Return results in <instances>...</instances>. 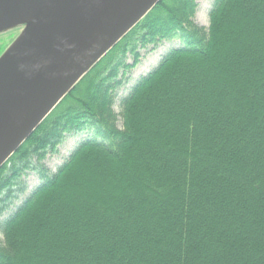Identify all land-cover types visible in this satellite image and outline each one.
Instances as JSON below:
<instances>
[{
    "label": "trees",
    "instance_id": "trees-1",
    "mask_svg": "<svg viewBox=\"0 0 264 264\" xmlns=\"http://www.w3.org/2000/svg\"><path fill=\"white\" fill-rule=\"evenodd\" d=\"M214 2L161 0L0 168V264H264V0Z\"/></svg>",
    "mask_w": 264,
    "mask_h": 264
},
{
    "label": "water",
    "instance_id": "water-1",
    "mask_svg": "<svg viewBox=\"0 0 264 264\" xmlns=\"http://www.w3.org/2000/svg\"><path fill=\"white\" fill-rule=\"evenodd\" d=\"M161 0H0V21L35 13L0 56V168Z\"/></svg>",
    "mask_w": 264,
    "mask_h": 264
},
{
    "label": "rangeland",
    "instance_id": "rangeland-1",
    "mask_svg": "<svg viewBox=\"0 0 264 264\" xmlns=\"http://www.w3.org/2000/svg\"><path fill=\"white\" fill-rule=\"evenodd\" d=\"M196 4V11L194 15V21L196 24H198L201 27L207 28L209 26V20H208V13L210 9L215 4L214 0H195ZM23 29L17 28L14 32L6 33L3 35H0V50L3 49V53L10 47L14 39H17V37L20 35ZM3 36V37H2ZM180 44V41L176 40L173 43H164L163 45L158 46L155 48V50L151 51V48L143 49L139 51V63L138 65L131 70L130 73L127 74V83L124 85L116 94L115 98V104H114V110L116 113H119V102L121 99L126 97L133 86L136 84L138 79H140L143 75H146L148 72H150L154 67L157 66L160 59L167 53V51L173 47L178 46ZM127 63L131 64L132 60L131 58H127ZM142 66H147L148 71L143 73V75L139 76L137 79L134 78V75L137 71H139V68ZM118 127L121 128V122H118ZM83 135H78L76 137H67L64 143L58 148V153L55 156H47L46 159L43 161V165L46 169L50 171V173H55L57 168L61 166L65 160L70 156V154L73 152L75 147L78 145V143L83 139ZM62 151L67 153V155L63 154ZM22 180L25 182L26 186V193L22 196H20L19 200L16 201L15 206H18L22 200L30 194V192L40 183V180L38 179V176L36 173L32 171H27L24 176L22 177ZM14 206V207H15ZM7 215L2 217L3 219H6Z\"/></svg>",
    "mask_w": 264,
    "mask_h": 264
},
{
    "label": "bare ground",
    "instance_id": "bare-ground-1",
    "mask_svg": "<svg viewBox=\"0 0 264 264\" xmlns=\"http://www.w3.org/2000/svg\"><path fill=\"white\" fill-rule=\"evenodd\" d=\"M35 17V13H26L21 14L3 21H0V29L3 27L18 25L21 23L29 24ZM147 66H142L139 68V71H137L134 75V78L137 79L139 76L143 75V73L147 72L148 69ZM63 154L67 155L64 151H62Z\"/></svg>",
    "mask_w": 264,
    "mask_h": 264
},
{
    "label": "flooded vegetation",
    "instance_id": "flooded-vegetation-1",
    "mask_svg": "<svg viewBox=\"0 0 264 264\" xmlns=\"http://www.w3.org/2000/svg\"><path fill=\"white\" fill-rule=\"evenodd\" d=\"M20 29H22V28H20Z\"/></svg>",
    "mask_w": 264,
    "mask_h": 264
}]
</instances>
